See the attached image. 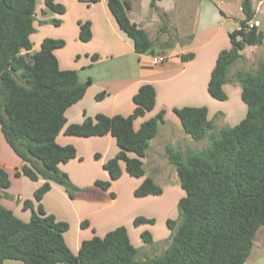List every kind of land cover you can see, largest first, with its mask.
<instances>
[{
	"label": "trees",
	"instance_id": "1",
	"mask_svg": "<svg viewBox=\"0 0 264 264\" xmlns=\"http://www.w3.org/2000/svg\"><path fill=\"white\" fill-rule=\"evenodd\" d=\"M106 3L119 28L132 40L135 52L153 54L155 43L144 28L129 18L127 1ZM44 5L56 14L65 12V7L55 0H44ZM240 7L243 18L239 27L229 32L230 47L219 51L207 85L209 95L218 100L227 99L223 86L229 81V67L244 58V49L264 43L262 30L245 27L254 18L253 0H241ZM35 10L36 0H0V129L23 161L15 174L44 180L34 191L37 209L32 208L30 200L24 201V207L32 209L28 221L0 203V264L6 259L21 264H243L252 251L257 230L264 225V52L255 70L235 72L246 106V114L237 124L215 132L206 106L173 109L192 140L208 135L210 144L188 151L165 147L184 192L178 201V221L167 220L170 234L166 248L139 260L138 249L126 228L118 226L103 236L83 240L74 254L63 236L68 223L47 213L40 200L51 182L62 185L71 198L78 189L59 168L60 163L76 156V149L58 144L56 137L66 124V109L83 97L90 80L79 82L76 70L60 68L54 50L65 45L61 38L44 37L38 49L31 51ZM51 22L54 26L61 24L59 18ZM78 28L79 39L89 41V21H78ZM166 45L168 48L171 43L167 41ZM192 57L191 52L181 55L183 60ZM103 95L101 92L96 97ZM155 95L154 86L144 83L133 95L134 108L129 115L97 113L80 124L66 126L64 133L68 135L110 133L116 140L117 153L102 164L110 180L97 179L95 185L108 189L112 180L121 177L123 162L130 176L143 177L134 190L135 196L162 193V187L145 175L142 158L164 121V110L144 120L138 129L133 127L136 118L154 107ZM9 185L8 174L0 164V195ZM141 222L153 223L154 219H134L135 225ZM141 236L146 243L152 242L149 232Z\"/></svg>",
	"mask_w": 264,
	"mask_h": 264
},
{
	"label": "crops",
	"instance_id": "2",
	"mask_svg": "<svg viewBox=\"0 0 264 264\" xmlns=\"http://www.w3.org/2000/svg\"><path fill=\"white\" fill-rule=\"evenodd\" d=\"M88 1L55 0L65 7L63 14H56L45 7L44 0H36L35 31L31 40L33 35H37L39 46L44 37L63 39L65 45L54 50L60 68L76 70L79 82L90 80L83 97L66 109V124L56 137L58 144L73 145L76 149V156L60 163L59 168L70 177L78 189L73 192L71 198L63 186L51 182V188L45 192L40 203L56 220L68 223L69 228L63 236L74 254L78 252L83 240L94 235L103 236L115 227L124 226L131 243L138 249L137 259L144 260L160 254L166 248L170 232L158 235L152 226L138 227L134 224L137 216L155 218L154 215L145 213V206L149 204L148 201L154 199L153 195H134V190L140 185L143 177L130 176L121 162L122 175L119 179L112 180L108 189L95 185L97 179L110 180L102 164L117 153L119 148L115 138L110 133L89 137L68 135L64 133V129L69 124H80L87 116L94 117L97 113L108 116L129 115L134 108L133 95L142 84L150 83L156 92L154 107L136 118L133 127L138 129L144 120L160 110H164V121L159 125L156 136L150 139L142 158L145 174L159 186L163 178L173 176L175 180L177 173L174 166L167 161L166 145L182 151L201 148L191 147L195 145V141L183 131L174 108L206 106L208 118L212 119V114L222 121L218 130L232 126L228 123V116L221 110L218 113L211 111V106H216L217 102L209 95L207 85L219 51L230 45L227 33L229 35L230 31L237 29L243 18L241 0H234V3L239 5L238 17L230 11L231 0H196L198 6L195 10V0H171L168 5H162V0H154L156 15L159 11L173 31L178 32L180 26L187 22H194L195 28L187 33L184 41L179 38L174 42L169 41L170 51L164 48L161 52V46L155 45L153 54L135 52L132 40L119 28L106 0H95L93 6H89ZM126 1L129 18L148 33V18L144 17V12L151 0ZM253 7V19L259 21L258 29L264 32V0H253ZM53 18H59L61 24L54 26L51 22ZM78 21L90 23L91 38L87 42L79 39ZM167 41L165 40V45ZM71 44L72 49L69 48ZM262 45L264 51V43ZM257 47L260 45L249 48L254 50ZM246 49L243 50L244 55ZM189 52L193 53V57L183 60L181 55ZM161 53L167 55L166 60L154 64L153 55ZM93 55H97V58L92 59ZM234 83L238 84L237 81ZM101 92L104 95L97 98L96 95ZM130 155L134 156L132 153ZM93 157L99 159V163L94 164L92 169L87 168L84 161ZM76 158L78 159L75 160ZM0 164L10 179L9 187L0 195V203L12 210L21 220L28 221L32 209L25 208L23 202L30 200L32 208L37 209L38 201L34 199V191L44 180H32L24 174H14L15 178L13 177V173L20 170L23 161L5 141L1 129ZM169 167H172V170ZM146 168L150 170L149 173ZM119 181L121 184H118ZM82 222L87 224L83 226ZM142 231L149 232L152 242L146 243L141 238ZM252 250L257 255L264 254V225L259 227L253 238ZM4 264L21 262L6 259Z\"/></svg>",
	"mask_w": 264,
	"mask_h": 264
},
{
	"label": "rangeland",
	"instance_id": "3",
	"mask_svg": "<svg viewBox=\"0 0 264 264\" xmlns=\"http://www.w3.org/2000/svg\"><path fill=\"white\" fill-rule=\"evenodd\" d=\"M170 3H171V0H162V5H168ZM197 6H198V1L195 0V2L193 3L194 10L196 9ZM238 6H239L238 3H234V0H231L229 8H230V11L233 13L232 15H234L235 17H238L237 16L239 12ZM148 8L145 9V12H144V17L148 18L147 20L148 22H146L148 26V33L151 39L153 40V42L155 43V45L161 46V52L163 51L162 49L164 48H166L168 51H170L171 49V48L166 47L165 40L174 42L179 38V40L184 41L185 40L184 37H186L187 33L189 31L190 32L193 31L195 28V24L193 25L194 22L192 23L189 22V24L187 22L185 23L184 26L183 25L180 26V28L178 29V32H175L169 26L167 19L163 18L159 11L156 15V11L154 9L155 7L153 8V6L149 5ZM227 36L229 40L228 33H227ZM37 37H38L37 35H33L32 37V42L34 45L32 49L34 51L38 49ZM71 46L72 44L69 47L70 49H72ZM263 52H264L263 45H260V47H257L254 50L253 48L248 47L245 50L244 58L236 61L228 69L229 81L225 84V88H224L227 94V99L225 100L216 99L215 102H217L216 103L217 105L211 106V111L214 110V112L217 111L216 113H218V111L221 110L222 113H225L228 116L229 125L237 124L242 118H244L246 114V106L240 97V87L238 84L234 83V81H237L235 77V72L239 69L249 70V71L255 70V68L257 67L258 61L261 59L263 55ZM210 117H212L213 122L215 124L213 131L217 132L220 125H222V121L220 120L218 116H213L211 114ZM194 144L195 145L191 146L192 148L194 147H199L201 149L206 148L210 144L208 135L204 139L195 141ZM95 157H93L92 159L91 158L86 159L84 161V165L87 168L92 169L94 164L99 163V159H95ZM77 159L78 158H76L75 160ZM169 168L172 170V167H169ZM146 169H147L146 170L147 173H149L150 170L148 168ZM15 172L13 173V177L16 175ZM151 174L153 173L151 172ZM118 184H121V181H119ZM161 187L163 188L162 193L158 195H153L152 198L154 199H152V201H148L149 204L145 206L146 207L145 213H148L149 215H154L155 217L154 222L153 223L141 222L138 225H135L138 227L152 226L155 229V233L158 235L162 234L163 232H168L169 234L170 230L167 226L168 219L178 221V217H179L178 201L180 197L184 194L182 188L180 187L178 176H176L175 180L173 176L169 178H163V180H161ZM243 264H264V254L262 253V254L257 255L256 252L253 253V250H252L249 257L246 259V261Z\"/></svg>",
	"mask_w": 264,
	"mask_h": 264
},
{
	"label": "built area",
	"instance_id": "4",
	"mask_svg": "<svg viewBox=\"0 0 264 264\" xmlns=\"http://www.w3.org/2000/svg\"><path fill=\"white\" fill-rule=\"evenodd\" d=\"M94 2H95V0H89L88 1V5L89 6H93ZM253 26L258 27L259 26V21L252 19V20H249V21L246 22L245 27L247 29L248 28H251ZM166 58H167V55L166 54H155L152 57V62L154 64L162 63V62H164L166 60Z\"/></svg>",
	"mask_w": 264,
	"mask_h": 264
}]
</instances>
